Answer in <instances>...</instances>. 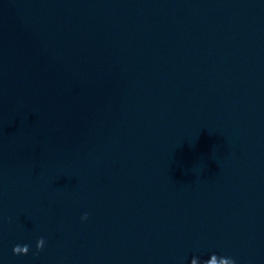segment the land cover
Masks as SVG:
<instances>
[{
  "label": "clouds",
  "instance_id": "clouds-1",
  "mask_svg": "<svg viewBox=\"0 0 264 264\" xmlns=\"http://www.w3.org/2000/svg\"><path fill=\"white\" fill-rule=\"evenodd\" d=\"M81 219L82 220L87 219V213H84L81 216ZM44 245H45L44 238L43 237L37 238L36 243H35L36 252L34 253V255L36 253H38L44 247ZM28 251H29V245L28 244H23V245L17 244V245H14L12 248V252L14 255H26L28 253ZM212 258L224 259L228 262V264H235V261L233 260V258H231V257H218L215 253L211 254L207 260H203V261H200V260H198V258L193 257L189 261V264H192L193 260L198 261L199 264H208V261Z\"/></svg>",
  "mask_w": 264,
  "mask_h": 264
}]
</instances>
